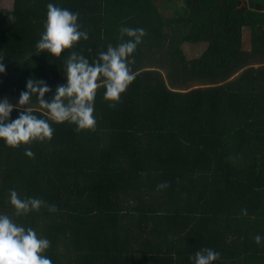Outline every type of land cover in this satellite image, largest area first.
<instances>
[{"label": "trees", "instance_id": "16d2710c", "mask_svg": "<svg viewBox=\"0 0 264 264\" xmlns=\"http://www.w3.org/2000/svg\"><path fill=\"white\" fill-rule=\"evenodd\" d=\"M48 3L78 12L89 35L61 58L96 59L122 26L147 35L120 102L97 90L94 129L49 121L50 140L0 141V214L47 238L52 264H193L204 248L220 253L214 264H264V0H12L0 7L11 103L30 79L64 83L63 58L35 47ZM197 42L188 57L183 44ZM11 189L46 204L16 216Z\"/></svg>", "mask_w": 264, "mask_h": 264}, {"label": "clouds", "instance_id": "9594fccd", "mask_svg": "<svg viewBox=\"0 0 264 264\" xmlns=\"http://www.w3.org/2000/svg\"><path fill=\"white\" fill-rule=\"evenodd\" d=\"M78 19V12L53 3L47 4L43 31L35 47L40 53L63 58L64 83L57 85L53 92L46 81L30 79L26 82V90L19 93L16 103H11L7 96L0 97V141L6 146L16 148L33 141L50 140L54 129L49 121L73 124L77 132L94 129L97 123L94 116L97 90L103 88V99L110 102L109 106H115L136 79L130 67L134 63L131 57L147 35L146 30L122 26L121 43L109 45L92 61L77 51L67 52L61 58L65 50L73 49L82 39H89L88 32L81 30ZM125 37L129 39L125 40ZM3 59L0 57V75L5 74L7 68ZM33 96L38 108L45 110L46 118L34 114L31 106ZM14 111L18 115L13 119ZM25 155L33 157L34 153L30 148H25ZM165 187L166 184L158 185V188ZM9 202L16 216L38 211L46 204L35 197L21 198L15 189L10 190ZM48 208L53 212L57 210L54 204L48 205ZM243 214H247L246 210ZM254 240L257 245H264V236L258 234ZM50 244L47 238L39 237L33 228H26L7 214H0V264H52V260L45 255ZM190 259L193 264H214L220 259V253L204 248L195 252Z\"/></svg>", "mask_w": 264, "mask_h": 264}, {"label": "rangeland", "instance_id": "374dc122", "mask_svg": "<svg viewBox=\"0 0 264 264\" xmlns=\"http://www.w3.org/2000/svg\"><path fill=\"white\" fill-rule=\"evenodd\" d=\"M11 4H12V0H0V7H5V6L10 7ZM195 44H190V43L183 44L184 52L188 57L196 56L197 53L203 51L204 46L206 45V43L203 42H197ZM243 44L245 49L250 48L249 30L246 28L243 29Z\"/></svg>", "mask_w": 264, "mask_h": 264}]
</instances>
